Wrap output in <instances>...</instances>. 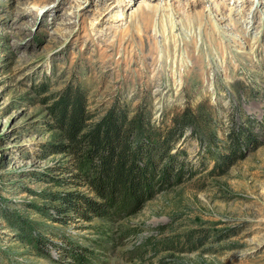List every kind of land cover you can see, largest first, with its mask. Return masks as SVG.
<instances>
[{
    "label": "rangeland",
    "instance_id": "1",
    "mask_svg": "<svg viewBox=\"0 0 264 264\" xmlns=\"http://www.w3.org/2000/svg\"><path fill=\"white\" fill-rule=\"evenodd\" d=\"M71 96L179 173L68 211ZM77 263L264 264V0H0V264Z\"/></svg>",
    "mask_w": 264,
    "mask_h": 264
},
{
    "label": "trees",
    "instance_id": "2",
    "mask_svg": "<svg viewBox=\"0 0 264 264\" xmlns=\"http://www.w3.org/2000/svg\"><path fill=\"white\" fill-rule=\"evenodd\" d=\"M60 102L55 112L68 141L64 147L77 155L76 169L93 193L70 191L61 196L66 199L67 210L77 217L104 218L110 214L111 207L126 208V203L131 201L140 203L155 183L179 173L180 168L175 171L169 161L167 164L161 159L155 161L152 148L141 143L140 121L132 128L125 117L109 113L104 119L90 123L76 97ZM133 134L137 136L132 138ZM33 242L36 247L41 244L38 238ZM40 254L49 258L46 253Z\"/></svg>",
    "mask_w": 264,
    "mask_h": 264
}]
</instances>
